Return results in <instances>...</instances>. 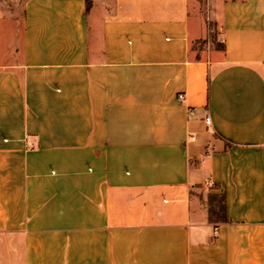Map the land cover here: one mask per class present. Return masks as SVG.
<instances>
[{
    "label": "crops",
    "instance_id": "crops-1",
    "mask_svg": "<svg viewBox=\"0 0 264 264\" xmlns=\"http://www.w3.org/2000/svg\"><path fill=\"white\" fill-rule=\"evenodd\" d=\"M91 2L0 0V264H264V0Z\"/></svg>",
    "mask_w": 264,
    "mask_h": 264
},
{
    "label": "rangeland",
    "instance_id": "rangeland-1",
    "mask_svg": "<svg viewBox=\"0 0 264 264\" xmlns=\"http://www.w3.org/2000/svg\"><path fill=\"white\" fill-rule=\"evenodd\" d=\"M23 1L24 0H19L20 5H21V3ZM199 2L202 4V9H201L202 17L205 18V16H206V10H205V7H204V0H199ZM17 18H18L19 22H21V9H20V7L18 8ZM210 23L212 24V26H209L207 24V27H208V36H207L206 42L205 43H201V44L198 43L196 45V50L199 51V52H201L204 49H206V47L208 45H210L213 48H221V45L222 44L219 42V38L217 37V33L215 31L214 25H213L212 22H210ZM207 200H208L207 203L214 204L216 206V210L217 211L219 210L220 204H219V201L218 200H216L215 202H213V200L211 201V199H208V198H207Z\"/></svg>",
    "mask_w": 264,
    "mask_h": 264
},
{
    "label": "trees",
    "instance_id": "trees-1",
    "mask_svg": "<svg viewBox=\"0 0 264 264\" xmlns=\"http://www.w3.org/2000/svg\"><path fill=\"white\" fill-rule=\"evenodd\" d=\"M92 5V2L91 0H87V10L90 9ZM207 24L209 26H212V24L209 22H207ZM206 42V39L205 40H202V41H198L196 44H201V43H205ZM196 44L193 45V49H196ZM200 56L198 55V58ZM215 198V200H218L219 201V204H220V208L219 210L217 211L216 210V206H213L211 207V218L215 219L216 222H225L226 221V218H225V214H224V196L223 195H216V196H213Z\"/></svg>",
    "mask_w": 264,
    "mask_h": 264
},
{
    "label": "built area",
    "instance_id": "built-area-1",
    "mask_svg": "<svg viewBox=\"0 0 264 264\" xmlns=\"http://www.w3.org/2000/svg\"><path fill=\"white\" fill-rule=\"evenodd\" d=\"M184 97H185V96H184L183 94H180V95H179V99H180V100H183ZM206 122L210 125V124H211V119H210L209 117H207V118H206Z\"/></svg>",
    "mask_w": 264,
    "mask_h": 264
}]
</instances>
